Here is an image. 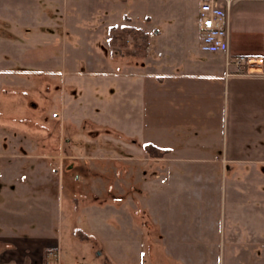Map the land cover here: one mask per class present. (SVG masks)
<instances>
[{"label": "rangeland", "instance_id": "obj_1", "mask_svg": "<svg viewBox=\"0 0 264 264\" xmlns=\"http://www.w3.org/2000/svg\"><path fill=\"white\" fill-rule=\"evenodd\" d=\"M122 1L0 0V264H264V173L161 162L124 79L191 0Z\"/></svg>", "mask_w": 264, "mask_h": 264}, {"label": "crops", "instance_id": "obj_2", "mask_svg": "<svg viewBox=\"0 0 264 264\" xmlns=\"http://www.w3.org/2000/svg\"><path fill=\"white\" fill-rule=\"evenodd\" d=\"M97 1L110 8L125 4L122 0ZM189 3L190 8L163 18L154 31L149 15L144 25L129 24L144 32L150 43L145 44L144 54L123 60L129 70L124 79L139 84L142 108L150 96L155 98L157 159L161 162L233 165V178L249 169L259 178L264 173L260 169L264 166V77L225 78L223 55L199 49V0ZM108 10L99 14L106 28L117 25L108 24L114 17L106 16ZM106 28L103 45L109 48L110 30ZM230 53L264 57V0L233 3ZM115 66L108 72L113 77ZM214 124L220 133L219 128L213 130ZM196 125L204 129L198 131Z\"/></svg>", "mask_w": 264, "mask_h": 264}, {"label": "built area", "instance_id": "obj_3", "mask_svg": "<svg viewBox=\"0 0 264 264\" xmlns=\"http://www.w3.org/2000/svg\"><path fill=\"white\" fill-rule=\"evenodd\" d=\"M236 0H199V49L220 53L224 59V76L264 77V57L230 53V8Z\"/></svg>", "mask_w": 264, "mask_h": 264}, {"label": "trees", "instance_id": "obj_4", "mask_svg": "<svg viewBox=\"0 0 264 264\" xmlns=\"http://www.w3.org/2000/svg\"><path fill=\"white\" fill-rule=\"evenodd\" d=\"M144 35V34H143ZM145 37H147L146 35H144ZM146 44V43H145ZM143 52H144V49H143Z\"/></svg>", "mask_w": 264, "mask_h": 264}]
</instances>
